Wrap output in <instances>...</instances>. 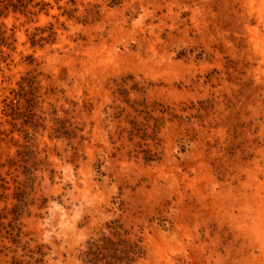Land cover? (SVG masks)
Masks as SVG:
<instances>
[{
    "label": "rangeland",
    "instance_id": "rangeland-1",
    "mask_svg": "<svg viewBox=\"0 0 264 264\" xmlns=\"http://www.w3.org/2000/svg\"><path fill=\"white\" fill-rule=\"evenodd\" d=\"M0 264H264V0H0Z\"/></svg>",
    "mask_w": 264,
    "mask_h": 264
}]
</instances>
